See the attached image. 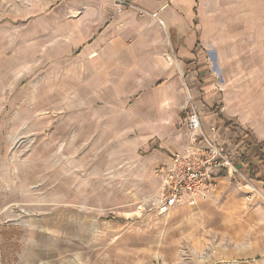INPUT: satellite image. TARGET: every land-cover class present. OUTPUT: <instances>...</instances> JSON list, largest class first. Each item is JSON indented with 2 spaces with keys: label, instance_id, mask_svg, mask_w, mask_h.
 <instances>
[{
  "label": "rangeland",
  "instance_id": "374dc122",
  "mask_svg": "<svg viewBox=\"0 0 264 264\" xmlns=\"http://www.w3.org/2000/svg\"><path fill=\"white\" fill-rule=\"evenodd\" d=\"M34 2L0 0V264H113L112 254L145 248L138 236L126 241L127 229L177 219L159 211L157 171L188 113H206L217 101L206 87L199 94L201 84L182 83L172 106L181 111L174 132L143 131L163 99L149 93L156 82L129 79L149 69L103 73L92 54L62 43L58 24L46 33ZM194 9L197 60L214 85L212 97L254 83L264 88V0H196ZM165 42L172 45L168 36ZM263 154L254 150L250 157L259 179ZM237 168L246 181L235 176L236 183L264 206V189ZM198 246V254H212L210 244ZM227 246L228 264L247 263L234 258L235 245ZM178 248L184 263L191 245Z\"/></svg>",
  "mask_w": 264,
  "mask_h": 264
},
{
  "label": "crops",
  "instance_id": "0c3cea01",
  "mask_svg": "<svg viewBox=\"0 0 264 264\" xmlns=\"http://www.w3.org/2000/svg\"><path fill=\"white\" fill-rule=\"evenodd\" d=\"M33 1V15L46 22V33L58 24L56 32L62 43L69 48L74 45L87 57L92 54L91 58L103 73L122 67L149 69L148 76L134 74L129 79L130 83L137 85L156 82L154 92L149 90V93L163 99L161 107L157 101L153 104L158 107L159 115L143 131L153 135L163 131L161 137H165L166 131L174 132V127L180 122L181 111L172 106L181 97L182 83L190 85L191 89L201 84L199 94L206 90V94L217 101L210 105L208 112L200 113L204 130L215 126L220 142L240 152L239 169L248 174L247 164L253 165L256 160L255 156L250 158L251 152L258 144L264 143V88L262 84L257 86L254 83L225 94L222 99L217 100V95L212 97L214 92L210 94V91L214 85L209 87L210 76L201 72L200 61L197 60L200 41L194 27L196 0H130L135 7L155 14V19L139 17L135 9L116 13L113 0ZM48 18L53 20L52 26ZM166 36L172 45L165 42ZM108 78L101 82L113 79L111 76ZM157 78L160 79L156 81ZM205 87L207 89L204 90ZM214 107L218 109L214 110ZM182 129L173 135L175 152L182 151L189 144L186 126ZM174 150L171 149L173 153ZM171 154L165 155L164 163L169 161ZM261 159L264 171V156ZM235 178V175L217 170L216 187L205 199H198L193 204L178 203L163 214L174 212L178 215L176 220L158 221L157 225L148 224V227L141 225L139 231L127 229L126 238L138 236L135 241L144 243L145 248L140 252L111 257L112 254L113 264H228L227 244L230 243L237 247L234 258L248 260L237 264H263L264 206L251 193L253 190L248 192L250 189L245 188L249 187L239 185ZM250 181L258 189H264V179ZM126 241L132 242L131 238ZM187 243L191 245V253L183 263L178 245ZM203 243L212 246L210 256L197 253L198 245Z\"/></svg>",
  "mask_w": 264,
  "mask_h": 264
},
{
  "label": "built area",
  "instance_id": "2783aa9c",
  "mask_svg": "<svg viewBox=\"0 0 264 264\" xmlns=\"http://www.w3.org/2000/svg\"><path fill=\"white\" fill-rule=\"evenodd\" d=\"M113 2L116 13L135 9L140 17L156 18L155 14L135 7L130 0ZM185 124L189 136L188 146L182 151L172 153L166 165H162L157 171L160 180L158 193L161 214L181 203L184 195L191 197L187 201L189 204L198 199H205L216 187L217 170L240 176L245 180L237 168L240 152L220 142V135L215 126L204 130L201 114L194 109L188 113Z\"/></svg>",
  "mask_w": 264,
  "mask_h": 264
},
{
  "label": "trees",
  "instance_id": "16d2710c",
  "mask_svg": "<svg viewBox=\"0 0 264 264\" xmlns=\"http://www.w3.org/2000/svg\"><path fill=\"white\" fill-rule=\"evenodd\" d=\"M213 109L214 110H217L218 107H214ZM219 119H220V117H219ZM256 150H258L259 152L262 153V151L264 150V143L258 144L256 146ZM247 168H248V178H249V180H258V181H261V179L257 178V169L254 167V165L247 164Z\"/></svg>",
  "mask_w": 264,
  "mask_h": 264
}]
</instances>
